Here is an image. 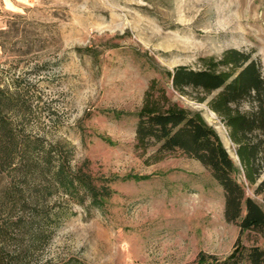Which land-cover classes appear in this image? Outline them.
I'll list each match as a JSON object with an SVG mask.
<instances>
[{
    "label": "rangeland",
    "instance_id": "374dc122",
    "mask_svg": "<svg viewBox=\"0 0 264 264\" xmlns=\"http://www.w3.org/2000/svg\"><path fill=\"white\" fill-rule=\"evenodd\" d=\"M228 49L249 53L264 78V0H0L1 85L14 92L21 84L32 105L31 115L10 113L16 130L68 151L73 171L111 191L99 207L68 204L42 262L195 264L200 253L231 254L239 228L225 221L209 171L181 152L154 161V149L135 148V114L155 79L214 128L235 179L264 212L223 123L205 103L176 94L165 75L202 69L201 60Z\"/></svg>",
    "mask_w": 264,
    "mask_h": 264
},
{
    "label": "trees",
    "instance_id": "16d2710c",
    "mask_svg": "<svg viewBox=\"0 0 264 264\" xmlns=\"http://www.w3.org/2000/svg\"><path fill=\"white\" fill-rule=\"evenodd\" d=\"M201 61L202 69L179 66L165 72L166 78L176 94L205 103L223 123L247 185H256L254 194L264 200V180L258 182L264 169L261 66L249 53L235 49L224 51L218 60ZM1 79L0 75V264H49L42 262V253L71 215L68 204L83 206L87 200L99 207L111 191L97 186L82 169L73 171L68 151L16 130L10 113L31 115L32 105L20 95L21 84L11 92ZM242 102L248 103L246 111L238 108ZM135 118V148L154 149V161L181 152L199 162L223 191L225 221L239 228L229 256L220 260L200 253L195 264H264V212L235 179L236 168L214 128L199 112L180 107L155 79ZM251 233L256 240L243 244V235Z\"/></svg>",
    "mask_w": 264,
    "mask_h": 264
},
{
    "label": "bare ground",
    "instance_id": "6f19581e",
    "mask_svg": "<svg viewBox=\"0 0 264 264\" xmlns=\"http://www.w3.org/2000/svg\"><path fill=\"white\" fill-rule=\"evenodd\" d=\"M211 115H213V114L211 113Z\"/></svg>",
    "mask_w": 264,
    "mask_h": 264
}]
</instances>
